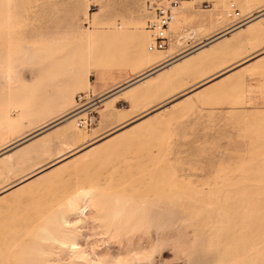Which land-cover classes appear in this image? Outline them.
I'll return each mask as SVG.
<instances>
[{"label":"rangeland","instance_id":"rangeland-1","mask_svg":"<svg viewBox=\"0 0 264 264\" xmlns=\"http://www.w3.org/2000/svg\"><path fill=\"white\" fill-rule=\"evenodd\" d=\"M230 3L248 18L264 12V0H190L176 13L168 47L150 53L160 54L164 60L176 59L220 35L232 25L227 16ZM146 20L143 0H0V112L4 113L0 152L61 116L56 108L42 109L41 101L31 114L19 108L24 102H34L48 80L47 74L53 72L46 65L42 67L45 61L48 67L55 59L68 57L69 52L74 58L85 54L86 46L72 40L76 34H104L119 27L128 35H139L146 46ZM174 42H178L176 46H172ZM130 57L135 58L133 52L119 68L92 69L91 85L98 82L106 87L103 93L107 97L150 71L147 63ZM188 58L182 65L189 64L191 70L142 99L132 101V91L114 99L110 109L113 116L132 111L127 125L103 121L101 107L96 126L85 131L87 140L80 145L59 137L66 129L61 124L0 156V264H32L39 258L34 255L43 257L40 250L51 244L40 241L44 233L58 237L61 230L77 233V246L84 251V258L75 259L81 264H98L99 259L111 260L112 264H264V15L251 27L229 33ZM8 68L12 72L10 84L5 81ZM68 74L64 73L67 79ZM228 74L231 76L208 86ZM157 75L147 83L162 76ZM39 77L44 79L39 82ZM62 79L66 80L62 74L54 75L50 84ZM24 86L26 92L20 94ZM143 86L141 82L138 88ZM83 91L88 89L75 90L73 99ZM8 92L20 102L10 99ZM73 105L74 100L67 104L64 114ZM71 126L69 133L81 132L74 121ZM29 148L37 154H28ZM72 149L76 153L68 152ZM61 154L66 158L48 167ZM42 166L48 168L35 174ZM27 177L19 189L5 190ZM88 189L93 196L84 217L77 210L84 202L77 201L75 208L68 199ZM174 194L177 212L171 214L166 203L161 205L162 214L156 213L154 201L167 202ZM98 207L109 214L121 207L129 209L135 217L128 223L130 231L116 232L113 237L102 234L96 225L109 219H100ZM137 212L143 215L141 221ZM53 217L61 228L55 222V228L49 225ZM40 225L41 229L46 226L43 233L38 231ZM25 246L28 248L23 252ZM50 247L44 255L49 259L46 264H70L74 260L70 251L61 252L57 244ZM20 252L27 255L21 263Z\"/></svg>","mask_w":264,"mask_h":264},{"label":"bare ground","instance_id":"bare-ground-1","mask_svg":"<svg viewBox=\"0 0 264 264\" xmlns=\"http://www.w3.org/2000/svg\"><path fill=\"white\" fill-rule=\"evenodd\" d=\"M224 1V0H223ZM7 4V3H6ZM223 5V4H222ZM7 6V5H6ZM7 10V9H6ZM9 11V10H8ZM8 11L6 12V13H8ZM5 12V11H4ZM10 12V11H9ZM263 14H260V15H257L256 17H254L255 15H251L250 16V20L248 21V23L245 25L247 28H249V27H251L252 25H253V23H255V21H257V19L261 16V15H264V12H262ZM7 15V14H6ZM254 17V18H253ZM91 21V20H90ZM94 21V23L96 24V22L98 21V20H96V19H94L93 20ZM253 28V27H252ZM118 29V28H117ZM240 29V28H239ZM239 29H236V30H239ZM114 30V29H113ZM236 30H231V31H225V32H223V33H221V34H223V36H221V37H219L218 39H216L215 41H217V40H219V39H221V38H223L224 36H225V34L224 33H226V34H229V33H233L234 31H236ZM251 30H253V29H251ZM256 30V29H255ZM96 31H98V30H96ZM101 31V30H100ZM107 31H108V29H107ZM94 33H90V34H85V35H83V33L82 34H76V36H73V37H75V38H72V40H75L76 41V44L78 43H80V44H84L85 46H86V53L85 54H82V53H78L76 56H77V58H74V55L73 54H71L70 52L68 53L69 55H68V57H67V55H66V58L64 59L63 57L62 58H58V59H55L54 61H52V63H51V65H49L48 67H47V64H49V63H46V62H48V61H45L44 62V65H42V67H44L45 65H46V68L47 69H50V71L52 70L53 72H51V74L49 73V74H47L48 75V77L47 76H45V78L47 77V81H46V83H44L45 81L43 80V83H44V85L40 88L38 85L40 84L39 82L41 81V79H44V78H41L40 79V77H39V80H37V81H39L38 82V85H36L35 87L38 89V88H40V92H39V95H37L34 99V102L33 103H31V104H27L28 102H27V100L26 99H23L22 98V96L23 95H21L20 97L23 99V100H26V104H25V102H24V104H22V103H19V104H22L19 108H21V110L20 111H22L24 114H28L30 111L33 113V111H32V109L34 108V105H36L37 106V104H39L40 102L39 101H41V104H39V105H43L42 106V109H44V110H51L52 111V108H56V110H58L59 112H60V114H61V116L59 117L58 116V119L55 121V122H53L52 124H50V125H48V126H46L45 125V127L44 128H41L40 130H38V132H36L35 134H33V135H31L32 136V138L33 137H35V136H37L38 134H40V133H42V132H44V131H46V130H48L49 129V127L50 126H57V125H63V126H65L66 127V129L65 130H63V131H61L60 133H59V137H62L63 139H65V140H69V141H71V142H73V143H76V146H77V144L78 143H84L85 142V140H87L86 139V134H85V130H81V132H79V133H77V134H71V133H69V130H71L72 129V126H71V123L74 121V119L73 118H65L66 117V115L67 114H64V112H65V107H67V104H72V101L74 100L73 99V93H74V91L75 90H79V89H81V90H86V89H90V87H91V82H90V80H89V76L91 75V70L92 69H101V68H111V67H118V66H121L122 64L124 65V63L125 62H127V60L129 59V56H130V54H131V52H133V56L135 57V58H133V57H130V58H133V59H137V60H139L140 62H145V63H147V65H149V66H151V69H150V71L149 72H151V71H153V70H155V69H157V68H159V67H161V66H163V65H165V64H167L168 62H170V61H172V60H174L175 58L173 57V58H169V59H167V60H164L165 58L164 57H161V55L160 54H154V53H150L149 51H148V49H147V46H148V44L145 46L144 45V42H143V40H142V38H139V35H135V36H133L132 34L131 35H128L127 33H126V31L122 28V27H119V30H114V31H112V30H110V31H108V32H104V34H97V32H95V31H93ZM135 32H133V34H134ZM145 33V32H144ZM137 34H138V32H137ZM141 34V33H140ZM143 35V34H142ZM141 35V36H142ZM148 37V36H147ZM215 41H213V42H215ZM149 42H150V39H149ZM148 42V43H149ZM212 42V43H213ZM65 43V42H64ZM63 43V44H64ZM73 43V42H72ZM177 43L178 42H174V44L172 45V46H176L177 45ZM63 44H61V45H63ZM66 44V43H65ZM68 44V43H67ZM211 44V43H210ZM209 45V44H208ZM68 46V45H67ZM67 46L65 47V48H67ZM74 46H75V42H74ZM80 46V45H79ZM82 47H84L83 45H81ZM81 46L79 47V48H81ZM206 46V45H205ZM202 47H204V46H202ZM201 47V48H202ZM64 48V47H63ZM74 47H73V45H72V49H73ZM201 48H198V49H196L195 51H198L199 49H201ZM72 49H70V51H72ZM63 50V49H62ZM73 50H75V49H73ZM78 49H76V51H77ZM218 50V49H217ZM221 50V49H220ZM219 50V51H220ZM30 51H31V49H30ZM34 51V50H33ZM64 51V50H63ZM67 51V50H66ZM32 52V51H31ZM30 52V53H31ZM65 52V51H64ZM73 52V51H72ZM75 52V51H74ZM82 52H84V51H82ZM159 52V51H158ZM222 52V51H221ZM33 53V52H32ZM77 53V52H76ZM155 53H157V52H155ZM160 53V52H159ZM35 54H37V53H35ZM64 54V53H63ZM193 54V52L192 53H190V54H188V55H186V56H183L182 58H180V59H178V60H176V61H174V62H172V63H170L169 65H167V66H165V67H162V68H160V69H158V70H156L154 73H152V74H150L149 76H145L146 74H148L149 72H147V73H143V74H141V75H139L138 76V78L137 79H139V78H141V79H139V80H137V79H135V80H137L136 82H134V83H132V82H130L129 84H127L126 86H125V89H122L121 91H117V92H115V93H112V94H110V95H108L107 97H105L104 98V100H103V102H102V114H101V117H102V120L103 121H109V122H111L112 124H116V125H118V126H122V125H125L126 123H128L130 120H132V118H133V113H132V111L130 110V109H128V110H125V111H123L122 112V114L120 115V116H113L112 114H111V107H113L112 106V104H113V101H114V99H116V98H118V97H122L124 94H126V91H128L129 89H132L131 91L132 92H130L131 93V95H130V97H131V99H132V101H138V99H140L141 97H144L146 94H149V92H151L152 90H155L156 88H158V87H160V86H162L163 87V84H165V83H167L168 81H170L172 78H176V77H179V76H181V75H183V74H185L186 72H188V70L190 69V65L188 64L187 66L186 65H182V62H184V61H186L187 59H189L188 57H190L191 55ZM219 54V53H218ZM38 55H41V54H38ZM62 55V54H61ZM56 57V56H55ZM167 57V56H166ZM22 58H24V57H22ZM38 58V57H37ZM36 58V59H37ZM39 58H41V57H39ZM48 58V57H47ZM50 58V57H49ZM52 58V57H51ZM26 59V58H25ZM28 59V58H27ZM44 59V58H43ZM46 59V58H45ZM50 60V59H49ZM136 60V61H137ZM33 62H34V60H32ZM67 61V62H66ZM130 61H132V60H130ZM134 61V60H133ZM36 62H38V61H36ZM61 62H64V63H61ZM58 63V64H57ZM41 64V63H40ZM39 65V64H38ZM4 67V66H3ZM40 67H41V65H40ZM58 67V68H57ZM6 68V67H5ZM119 68V67H118ZM41 69V71L42 72H45V71H47V69L46 70H44L43 71V69L42 68H40ZM40 69H39V73H40V75H42V73L40 72ZM55 69V70H54ZM191 70V69H190ZM4 71V70H3ZM3 71L1 72V74L3 73ZM6 71V73H5V81L8 83V84H10L11 83V80H12V72H11V70L8 68V69H6L5 70ZM53 73H55V74H53ZM64 73H69L68 74V79H67V77H66V75H64ZM163 73H166V74H164V75H162ZM45 74V75H46ZM60 74H62L65 78H66V80L65 79H62V80H58L57 82H56V84L55 85H51L50 84V82H51V80H52V77H54V75H60ZM153 74H155V75H157V77L158 76H160V75H162V76H160V77H158L155 81H153V82H151V83H147L148 82V80H150V79H154V78H151L152 77V75ZM143 76H145V77H143ZM4 77V76H3ZM143 77V78H142ZM33 80H35V79H33ZM134 80V81H135ZM36 81V80H35ZM34 82V81H33ZM142 82V84L144 85L143 87H139L138 88V85L140 84ZM4 83V82H3ZM30 83V82H29ZM42 83V84H43ZM36 84V83H35ZM31 85H33V84H31ZM9 86V85H8ZM21 86H23V85H21ZM10 87V86H9ZM28 87V86H27ZM30 87V86H29ZM31 87H33V86H31ZM34 87V88H35ZM133 87V88H132ZM22 88V87H21ZM23 88H25V86L23 87ZM9 89H12L11 87L9 88ZM37 89H35V90H37ZM28 90H30V88H28ZM27 90V92H29L30 93V91H28ZM33 90V89H32ZM35 90H33V91H35ZM10 91V90H9ZM12 91V90H11ZM24 92H22V93H20V94H23V93H25L26 92V88L23 90ZM32 92V91H31ZM36 92V91H35ZM18 93V92H17ZM8 97L10 96V93L8 92ZM20 94H16V95H20ZM31 94V93H30ZM32 94H35V93H32ZM14 95V94H13ZM28 93H26V98H28ZM33 96H35V95H33ZM10 99H12L11 97H9ZM14 98H16L15 96H14ZM13 98V99H14ZM25 98V97H24ZM29 98H30V95H29ZM31 98H33V97H31ZM30 98V99H31ZM16 99H18V102H20L19 101V97L18 98H16ZM42 99H43V101H42ZM142 99V98H141ZM15 100V99H14ZM23 100H22V102H23ZM32 100V99H31ZM7 101V100H6ZM16 101V100H15ZM10 100L7 102L9 105H10ZM15 103H17V101L15 102ZM14 103V104H15ZM6 104V103H5ZM4 104V105H5ZM12 104H13V102H12ZM12 104H11V107H13L12 106ZM19 104H15L16 106H18ZM5 106H7V104L5 105ZM35 106V107H36ZM8 107H10V106H8ZM3 110H4V108H2ZM115 109V108H114ZM38 110H40V109H37V111ZM6 113H7V111H6ZM8 114V113H7ZM29 114H31V113H29ZM59 114V115H60ZM37 115V114H36ZM35 115V116H36ZM3 116H4V113L2 112H0V120H2L3 119ZM38 116V115H37ZM36 116V117H37ZM6 117H7V115H6ZM26 117H28V116H26ZM31 117V116H30ZM29 117V118H30ZM8 118V117H7ZM35 118V117H34ZM40 118V117H39ZM7 120V119H6ZM18 120V119H17ZM16 120V121H17ZM35 120V119H34ZM37 120V119H36ZM19 121H21V120H19ZM19 121H17V122H19ZM10 123H12V121H9ZM17 122L15 123V121H14V123L17 125ZM20 123V122H19ZM5 124V123H4ZM9 125V124H8ZM12 126H14L13 124H11ZM15 125V126H16ZM127 125V124H126ZM18 126V125H17ZM16 126V127H17ZM74 127V126H73ZM15 129V128H14ZM7 130V129H6ZM11 130H12V128H11ZM30 136V137H31ZM88 137V136H87ZM62 138H60V139H62ZM26 139H27V137H26ZM23 140V139H22ZM80 144H78V145H80ZM1 145V144H0ZM39 145V144H38ZM86 145V144H85ZM37 148V147H36ZM90 148H92V147H90ZM30 149V148H29ZM32 149H33V147H32ZM38 149V148H37ZM25 151V150H24ZM32 151L34 152V154L36 153L34 150H31L30 149V152L31 153H28V154H33L32 153ZM78 151V150H77ZM27 152H28V150H27ZM68 152H70V153H76V152H74L73 151V149L72 150H68ZM26 152H24V154H25ZM37 154V153H36ZM22 155H23V153H22ZM21 155V156H22ZM18 156V155H17ZM29 156H32V155H29ZM3 157H5V156H3ZM24 157H27V156H24ZM22 157H20V159H21ZM66 157L64 156V155H60V156H58V159H57V161L56 162H52V164L51 165H49L48 167H52V166H54V165H56L57 163H59L60 161H62V160H64ZM23 159V158H22ZM18 160H19V157H18ZM43 168H38L37 170H36V173L35 174H38V173H41L43 170H45L46 168H48V167H46V168H44L45 166H42ZM34 173V172H33ZM32 174V173H31ZM35 174H32V175H35ZM44 175V174H43ZM29 176V175H28ZM38 176V175H37ZM31 177V176H30ZM30 177H27V178H25L24 180H20V182L17 184L18 186H15V185H13V186H9L7 189H5L6 191L8 190V191H10L9 189H11L12 187H15L14 188V191H15V189L17 190V188L19 189V187H21V184H23L24 183V181H27V179H29ZM24 178V177H23ZM22 178V179H23ZM48 178V177H47ZM42 182V181H41ZM44 182V181H43ZM27 183V182H26ZM40 185V184H39ZM43 185V184H42ZM41 185V186H42ZM47 187V186H46ZM38 188H39V186H38ZM37 188V189H38ZM43 189H46V188H44V186L42 187ZM25 189V188H24ZM42 189V190H43ZM4 190V191H5ZM33 190V189H32ZM35 190V189H34ZM40 190H41V188H40ZM20 191H22V189L20 190ZM171 193V192H170ZM16 196V195H15ZM92 194H91V190H82V191H77L76 193H75V199H72L71 197H70V199H68V201H69V203H70V205H72V206H74L75 208H76V206L78 205V204H76V202L77 201H83L84 202V207H81V208H78L77 210L79 211V213L80 214H84V217H86V213H87V202L88 201H90V200H92ZM17 197V196H16ZM16 197H14V199L16 198ZM74 198V197H73ZM18 200V199H17ZM94 200V199H93ZM15 201H16V199H15ZM64 203L65 202H67V201H63ZM62 202V204H64ZM94 202V201H93ZM157 205H156V208H154L155 209V212L156 213H158V214H162V213H159V212H162V207H161V205H165L166 203L168 204V206H169V209H168V211L171 213V214H174L175 212H177V199H176V195L174 194V195H172L171 197H169V199H168V201L166 202V201H164V199H158V200H155L154 201ZM46 203V202H45ZM42 204V203H41ZM61 204V203H60ZM66 204V203H65ZM83 204V203H82ZM43 205V204H42ZM69 207V206H68ZM65 209V208H64ZM70 210V209H69ZM73 210V209H72ZM129 210V209H128ZM125 207H121V208H119V209H117V210H114L111 214H109V213H107L106 212V210H103V209H101V208H99L98 207V211L97 212H101L102 214L101 215H99V216H101V220H103L104 218H105V220H107V219H109L108 220V222H106V223H103V221H102V223H98L97 225H96V228H99L101 231H102V234H105V235H109V237H113L114 236V234L116 233V232H121V233H123V234H127V232H129L130 230H129V226L130 225H128V223L130 224V222H131V218H133V214H132V212H130V211H128ZM181 211V210H180ZM58 212H60V211H58ZM63 212H66V211H63ZM73 213H75V211L73 210L72 211ZM136 213V212H135ZM138 213V212H137ZM60 213H58V215H59ZM139 214V216H140V221H141V216H143V215H140V212L138 213ZM144 214V213H143ZM146 214V213H145ZM64 215V214H63ZM148 215V214H147ZM146 215V216H147ZM53 216V215H52ZM136 216V215H135ZM57 217V216H56ZM63 217V216H62ZM102 217H103V219H102ZM97 218V217H96ZM143 218V217H142ZM176 218V217H175ZM51 219H54V217L53 218H51ZM58 219V218H57ZM63 219H64V217H63ZM133 219H135V217L133 218ZM170 219H172V218H170ZM169 219V220H170ZM41 220V219H40ZM39 220V221H40ZM51 221H53V222H51ZM139 221V222H140ZM50 222H51V224H49V225H51V226H54L52 223H54L55 222V226L57 225V227L59 226V228H61V225H60V223H57V220H50ZM69 222V221H68ZM98 222V221H97ZM138 223V222H137ZM28 224V223H27ZM31 224V223H30ZM34 224V223H33ZM35 224H37V223H35ZM39 224V223H38ZM82 224V223H81ZM89 224V223H88ZM88 224H87V226H88ZM135 224V223H134ZM43 225H45L44 223H43ZM47 225V224H46ZM64 225H66L65 224V222H64ZM138 225H139V223L136 225L137 227H138ZM29 227H30V225H28ZM27 226V227H28ZM50 226V228L49 229H51L52 227ZM55 226H54V228H55ZM27 227H26V229H27ZM31 227H32V224H31ZM31 227H30V229H31ZM36 227V226H35ZM42 228V226L40 225L39 226V228ZM49 227V226H48ZM66 227V226H65ZM68 227H69V225H68ZM76 227V226H75ZM79 227V226H78ZM140 227V226H139ZM34 228V227H33ZM40 228V230H38V228H37V230L39 231V232H42V230L44 231V229H46V226H45V228H44V226H43V228L44 229H41ZM58 228V229H59ZM72 228V227H71ZM77 228V227H76ZM48 229V230H49ZM63 229V228H62ZM65 230H66V228H64ZM21 230V229H20ZM24 230V229H23ZM32 230V229H31ZM31 230H29L30 231V234H31ZM36 231V229H33V231ZM48 230H46L47 232H48ZM59 230H61V229H59ZM73 230V229H72ZM74 230H75V228H74ZM50 231V230H49ZM52 231V230H51ZM50 231V232H51ZM67 231V230H66ZM66 231H64V230H61V231H58L60 234H59V236L58 237H56V234H54V235H52L53 233H49L48 232V236L46 237V234L44 233V236L46 237V238H44V236L42 237V235H41V237L43 238H41V237H39V238H41L40 239V241L42 240H46V241H49L51 244H50V246L51 245H53V244H57L58 245V248L61 250V252H66L65 250H67V251H70V253L69 254H71L73 257H74V260H71L70 262V264H81V263H79L78 261H76V259H75V257L76 258H84V251L83 250H79L78 249V246H77V238H78V236H77V233H71V234H67V232ZM68 231H69V229H68ZM76 231V230H75ZM90 231V230H89ZM28 232V231H27ZM64 232H66V233H64ZM77 232V231H76ZM38 233V232H37ZM43 233V232H42ZM70 233V232H69ZM236 233V232H235ZM28 235H29V232L27 233ZM33 234V233H32ZM37 235L38 234H36V237H37ZM39 236V235H38ZM89 236V235H88ZM88 236H87V238H88ZM33 239V238H32ZM34 239L37 241V239L35 238V235H34ZM39 241V240H38ZM37 241V242H38ZM97 241V240H96ZM247 241V240H246ZM253 241V240H252ZM32 242H33V240H32ZM98 243V242H97ZM156 243V242H155ZM38 244V243H37ZM48 243L47 242H45V245H47ZM27 245H29V244H27L26 243V246ZM32 245H33V243H32ZM39 245H40V242H39ZM38 245V246H39ZM44 245V246H45ZM25 246V251H24V249H23V252H26V249L28 248V247H26ZM41 246V245H40ZM50 246H45L42 250H40L41 252L40 253H42V255H43V257H40L39 255H37V254H35L34 256L36 257V256H38L37 258L38 259H36L35 258V262H32L31 260H33L32 259V257H30L31 258V260H30V262H32V264H46L47 262H48V260H47V258L44 256L45 255V252H46V250H50ZM56 246V245H55ZM34 247V246H33ZM36 247H37V245H36ZM243 247H244V245H243ZM23 248V247H22ZM21 248V249H22ZM40 248H42V247H40ZM80 248V247H79ZM255 248V247H254ZM21 249H20V251H21ZM244 249V248H243ZM249 249V248H248ZM251 249H253V245H251L250 246V250ZM30 250H33V249H30L29 248V251ZM38 250V249H37ZM37 250L35 251V253L37 252ZM56 250V249H55ZM246 250V249H245ZM244 250V251H245ZM39 251V250H38ZM252 252H254L253 250H251ZM34 253V251H31V253ZM56 252V251H55ZM59 252V251H58ZM126 252V251H125ZM39 253V252H38ZM39 253V254H40ZM52 253V252H51ZM57 253V252H56ZM60 253V252H59ZM126 253H128V252H126ZM130 253V252H129ZM153 253V252H152ZM218 252H216V254H217ZM251 253V252H250ZM20 254H21V256H22V260H23V257L25 256V255H22V252H20ZM61 254V253H60ZM68 254V255H69ZM215 254V255H216ZM53 255H55V253L53 254ZM113 255V254H112ZM33 256V257H34ZM56 256H58V255H56ZM71 256V257H72ZM217 256V255H216ZM26 258H27V255L25 256ZM29 257V256H28ZM72 257V258H73ZM219 257V256H218ZM245 257V256H244ZM18 258H20V257H18ZM51 258H53V256L51 257ZM216 258V257H215ZM249 258V257H248ZM56 259V258H55ZM153 259V258H152ZM151 259V260H152ZM52 260V259H51ZM204 260V259H203ZM219 260V259H218ZM221 260V259H220ZM17 261H18V259H17ZM25 261H26V259H25ZM34 261V260H33ZM53 261V260H52ZM82 261V260H81ZM21 262H24V260L23 261H21V259H20V262L19 263H21ZM57 262V261H56ZM67 262V261H66ZM22 264V263H21ZM27 264V263H26ZM30 264V263H29ZM53 264V263H52ZM56 264V263H55ZM59 264V263H58ZM62 264H65V263H62ZM66 264H68V263H66ZM98 264H112V261L111 260H101V259H99V263ZM138 264V263H137ZM148 264H152V262H149Z\"/></svg>","mask_w":264,"mask_h":264},{"label":"built area","instance_id":"built-area-1","mask_svg":"<svg viewBox=\"0 0 264 264\" xmlns=\"http://www.w3.org/2000/svg\"><path fill=\"white\" fill-rule=\"evenodd\" d=\"M188 1L190 0H143L147 12L145 29L150 39L147 46L149 52L163 51L168 47L170 26L182 4ZM227 16L232 20V25L226 31L242 28L250 20L241 15L235 3L229 4ZM106 95L107 93H96L93 90L77 93L74 105L65 118H73L78 129L90 130L98 122V112Z\"/></svg>","mask_w":264,"mask_h":264},{"label":"water","instance_id":"water-1","mask_svg":"<svg viewBox=\"0 0 264 264\" xmlns=\"http://www.w3.org/2000/svg\"><path fill=\"white\" fill-rule=\"evenodd\" d=\"M261 14H263V13H261ZM232 31H233V30H232ZM224 34L227 35L226 33H224ZM221 36H223V34L217 35L216 37H214V38L208 40L207 42H205L204 44H202L201 46H198V47L195 48L194 50H191V51H189V52H187V53H185V54H183V55L177 57L176 59H174V60L168 62L167 64H165V65H163V66H161V67H159V68H157V69H155V70L149 72V73L146 74L145 76H149L150 74L154 73L156 70H158V69H160V68H162V67H165V66L169 65L170 63H172V62H174V61H176V60L182 58L183 56H186V55H188V54L194 52L196 49L201 48L202 46H205V45H208V44L212 43L213 41H215L216 39H218V38L221 37ZM145 76H143V77H145ZM143 77H142V78H143ZM139 79H141V78H139ZM139 79H137V80H139ZM137 80L133 81L132 83L136 82ZM31 138H32V136L29 137V138H27V139H25V140H23V141H21V142H18V143L14 144V145H12V146L6 148V149H4L3 151L0 152V156H1L2 154L6 153V152H8V151H10V150H12V149L18 147L19 145H21L22 143H24L25 141H27V140H29V139H31Z\"/></svg>","mask_w":264,"mask_h":264},{"label":"crops","instance_id":"crops-1","mask_svg":"<svg viewBox=\"0 0 264 264\" xmlns=\"http://www.w3.org/2000/svg\"><path fill=\"white\" fill-rule=\"evenodd\" d=\"M228 30V29H227ZM226 30H224L223 32H225ZM223 32H221V33H223ZM220 34V33H219ZM216 35V34H215ZM251 64V63H250ZM248 66V65H247ZM241 70V69H240ZM231 74H233V73H231ZM217 76H219V75H217ZM229 76H231L230 74H228V75H226V76H224V77H222V78H220V79H218V80H216V81H214L213 83H211L210 85H208V86H211L212 84H216V83H218V82H221L222 80H224V79H226V78H228ZM125 83H127V81L125 82ZM124 83V84H125ZM205 87V88H209V87ZM91 87H92V90L94 91V92H96V93H103L104 92V90H105V88L106 87H104L103 85H101L100 83H95L94 85L92 84L91 85ZM90 87V88H91ZM120 87V86H119ZM133 88V87H132ZM132 89H129L128 91H126V92H129V91H131ZM108 92V91H107Z\"/></svg>","mask_w":264,"mask_h":264}]
</instances>
